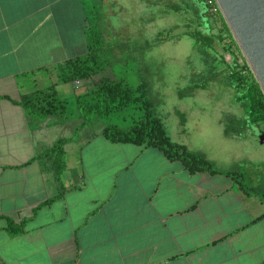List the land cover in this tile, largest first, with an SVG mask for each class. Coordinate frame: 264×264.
I'll use <instances>...</instances> for the list:
<instances>
[{
  "label": "crops",
  "instance_id": "obj_1",
  "mask_svg": "<svg viewBox=\"0 0 264 264\" xmlns=\"http://www.w3.org/2000/svg\"><path fill=\"white\" fill-rule=\"evenodd\" d=\"M86 27L81 0H0V264H262L264 205L231 178L110 143L101 125L29 129L11 101L56 84L86 54ZM68 84L61 97L88 81ZM59 138L70 140L57 181L42 154Z\"/></svg>",
  "mask_w": 264,
  "mask_h": 264
},
{
  "label": "rangeland",
  "instance_id": "obj_2",
  "mask_svg": "<svg viewBox=\"0 0 264 264\" xmlns=\"http://www.w3.org/2000/svg\"><path fill=\"white\" fill-rule=\"evenodd\" d=\"M94 5L90 15L98 17L103 66L94 79L141 87L172 143L202 155L219 172L241 174L247 187L263 192L264 143L258 137L264 121L246 115V103L235 99L225 76L234 57L243 85L250 81L221 16H211L212 33L228 52L213 64L190 35L191 12L176 9L181 0H95ZM162 32L168 33L165 40H155ZM121 117L115 114L109 122L123 126Z\"/></svg>",
  "mask_w": 264,
  "mask_h": 264
},
{
  "label": "trees",
  "instance_id": "obj_3",
  "mask_svg": "<svg viewBox=\"0 0 264 264\" xmlns=\"http://www.w3.org/2000/svg\"><path fill=\"white\" fill-rule=\"evenodd\" d=\"M206 1L181 0V5H175V7L177 10L186 8V11L191 12L190 19L194 20L195 26L190 35L196 40L197 49L211 56L214 64L216 56L228 52V49L223 47L219 35L212 33L213 18ZM81 2L87 22L86 54L69 59L60 65L57 70L56 84L22 96L19 101H11L24 110L29 129L36 130L48 118H57L59 122L68 125L74 133L89 125H101V135L110 143L156 148L168 161L179 162L191 175L207 173L211 176L223 175L231 178L237 191L256 196L264 205V191L258 193L247 187L243 183L241 174L219 172L202 155L172 143L160 120L152 112L141 87L132 88L122 80L107 77L94 79L103 70L100 57L102 35L98 29L97 14L93 17L90 15L92 8L96 7L95 0H88V2L81 0ZM167 34L159 33L155 40H165ZM237 66L236 60L232 57L229 73L224 72L235 92V99L246 103L245 112L248 117L264 121V97L245 64L243 66L248 72L250 81L247 85H243L246 81L236 71ZM75 81H88V84L85 89L76 91L67 98L61 97L55 89L56 85ZM0 99L8 98L0 97ZM115 114H122L121 118L126 121V124L123 126L111 124L110 118ZM260 133H264V129ZM69 140L68 138L57 139L51 148L42 154V156H48L56 166L57 181L64 170L63 147ZM263 217L264 214L259 218ZM21 231L22 226L14 227L11 222L8 223L10 234H18Z\"/></svg>",
  "mask_w": 264,
  "mask_h": 264
},
{
  "label": "water",
  "instance_id": "obj_4",
  "mask_svg": "<svg viewBox=\"0 0 264 264\" xmlns=\"http://www.w3.org/2000/svg\"><path fill=\"white\" fill-rule=\"evenodd\" d=\"M264 97V0H213ZM260 144L264 133L259 134Z\"/></svg>",
  "mask_w": 264,
  "mask_h": 264
},
{
  "label": "built area",
  "instance_id": "obj_5",
  "mask_svg": "<svg viewBox=\"0 0 264 264\" xmlns=\"http://www.w3.org/2000/svg\"><path fill=\"white\" fill-rule=\"evenodd\" d=\"M208 7H209V13L215 17L219 14L218 8L213 0H207L206 1ZM220 15V14H219Z\"/></svg>",
  "mask_w": 264,
  "mask_h": 264
}]
</instances>
